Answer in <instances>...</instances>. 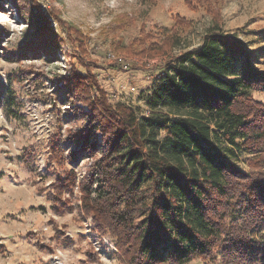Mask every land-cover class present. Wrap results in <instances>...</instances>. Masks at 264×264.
<instances>
[{"label":"rangeland","instance_id":"rangeland-1","mask_svg":"<svg viewBox=\"0 0 264 264\" xmlns=\"http://www.w3.org/2000/svg\"><path fill=\"white\" fill-rule=\"evenodd\" d=\"M213 28L264 74V0H0V264H130L77 209L79 180L103 157H69L92 117L81 101L102 93L147 117L142 99ZM71 72L90 82L87 94ZM253 96L264 103V88ZM71 169L76 186L63 196L72 204H56L53 183ZM216 256L188 264H220Z\"/></svg>","mask_w":264,"mask_h":264},{"label":"trees","instance_id":"trees-1","mask_svg":"<svg viewBox=\"0 0 264 264\" xmlns=\"http://www.w3.org/2000/svg\"><path fill=\"white\" fill-rule=\"evenodd\" d=\"M214 28L142 99L147 117L102 93L81 101L92 117L69 157H103L79 180L77 209L130 264H188L219 250L220 264H264V103L253 96L264 74L243 62L240 42ZM71 74L87 94L90 82ZM52 156L62 163L57 144ZM63 174L52 200L70 206L63 195L73 194L76 171Z\"/></svg>","mask_w":264,"mask_h":264}]
</instances>
